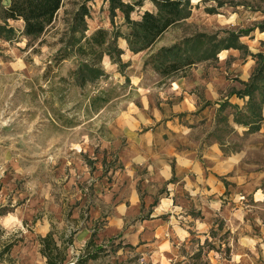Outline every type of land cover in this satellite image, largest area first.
<instances>
[{
  "label": "rangeland",
  "instance_id": "374dc122",
  "mask_svg": "<svg viewBox=\"0 0 264 264\" xmlns=\"http://www.w3.org/2000/svg\"><path fill=\"white\" fill-rule=\"evenodd\" d=\"M84 3L90 10L88 33L99 27L128 31L122 13L117 14L116 25L111 22L108 0H65L55 27L44 37L50 45L22 34L11 41L0 37V251L23 240V234L29 249L35 251L45 222L57 237L73 236L63 264H76L78 257L93 251L98 252V258L88 264H264V200L255 199L250 192L235 196L236 186L238 191L243 189L238 182L225 180L223 211L216 216V229L208 231L211 238L200 247L195 230H191L195 234L192 241L172 237L175 245L166 251L158 248L154 230L149 228L142 233L144 242L137 244L139 220L148 216L158 201L147 192L142 196L145 211L132 214L133 209L128 210L120 229L110 233L107 228L115 204L132 202L117 200L116 193L130 194L133 187L142 193L136 174H146L144 164L165 149L187 148L199 155L212 141L219 142L225 152L247 142L253 131L241 125L236 128L229 120L232 113L234 120L235 115L242 118L248 114L242 113L238 104L225 100L216 108L212 100L199 104L193 100L188 108L182 101L187 93L203 90V81L223 83L228 96L243 89L241 85L250 80L257 66L255 54L264 52V0H192L191 16L170 29L158 46L199 32L213 35L214 43L235 32L245 46L221 50L216 58L194 66L189 77L161 80L150 66L144 67L145 52H132L119 37L121 59L128 66L121 69L105 56L106 75L80 88L62 78L75 67L77 59L57 65L54 57L60 47L56 41L64 36L72 15ZM145 9L154 10L155 6L147 0L141 11ZM139 13L132 16L138 18ZM9 23L17 33L22 31L23 21ZM252 30L263 33L252 35ZM244 64L248 65V80H243ZM197 81L200 84L194 83ZM95 95L102 98L92 108L90 101ZM259 95L257 90V99ZM178 103L180 108L175 111ZM208 105L212 106L202 113ZM178 114L181 128L175 129L169 120ZM125 122L139 124L137 143H145L148 156L146 160L141 151L143 163L135 159L137 148L123 131ZM249 143L257 150L264 145V137L254 136ZM254 157L263 161L264 153L256 151ZM131 166L134 178L128 175ZM240 169L255 168L245 165ZM161 189L166 190V185ZM107 191L109 196H104ZM178 194L181 205H190V197L182 190ZM192 213L200 215L194 210ZM78 230L91 237L95 234L96 245L87 247L91 237L85 242L76 239ZM200 248V256H194ZM0 264H5L1 256Z\"/></svg>",
  "mask_w": 264,
  "mask_h": 264
},
{
  "label": "trees",
  "instance_id": "16d2710c",
  "mask_svg": "<svg viewBox=\"0 0 264 264\" xmlns=\"http://www.w3.org/2000/svg\"><path fill=\"white\" fill-rule=\"evenodd\" d=\"M147 0H108L111 22L115 24V18L120 12L123 14L125 24L128 27L126 33L117 28L110 30L99 27L88 33L87 18L90 10L86 3L82 4L72 15L64 36L56 44H60L55 54V64L60 65L65 60L77 59L75 67H72L68 75L62 77L65 81H71L74 85L84 88L106 75L103 59L108 56L113 63L121 69L128 65L122 61L123 49L119 47L117 40L123 37L128 48L134 52H145L144 67L150 66L161 76V80H173L176 77L186 76L197 64L216 58L223 49H240L243 45L239 41L240 34L229 32V35L218 43H214L213 35L199 32L186 36L169 45L158 46L165 34L172 28L186 21L192 14V0H149L155 9L142 8ZM65 0H8L3 3L0 0V37L13 40L17 34H22L31 41L38 40L41 44H48L44 38L54 27L59 10ZM214 10V9H211ZM140 12L138 18L132 15ZM9 20L23 21V29L19 33L12 27ZM264 30V27H262ZM257 66L249 81L244 83L241 90H235L240 97L248 96V114L235 115V121L249 126V130L259 128L262 119L264 105V52L255 54ZM127 81L130 78L125 75ZM263 81V82H261ZM259 90V99L255 92ZM101 95H95L90 101V107L95 108ZM105 100V99H104ZM95 234L87 243L96 245ZM41 252L47 258L48 264H63L66 259L67 248L72 243L69 238L55 237L53 231L39 238ZM60 241V244H59ZM8 248V247H7ZM101 247H98V250ZM202 249L197 253L200 256ZM197 256V257H198ZM98 258V252L85 253L76 259V264H88L89 260Z\"/></svg>",
  "mask_w": 264,
  "mask_h": 264
},
{
  "label": "crops",
  "instance_id": "0c3cea01",
  "mask_svg": "<svg viewBox=\"0 0 264 264\" xmlns=\"http://www.w3.org/2000/svg\"><path fill=\"white\" fill-rule=\"evenodd\" d=\"M262 31L258 32L252 30L251 33L253 32L252 35L259 34L258 36H260V33H263ZM247 67L248 65L246 66V64L242 66L241 71L243 75L246 74L243 80H248L250 76ZM194 68L195 67L183 77H189L193 70H195ZM194 83L200 84L198 81ZM203 84H205L203 87L204 89L202 90L201 87L198 94H194L195 92L187 93L188 97L184 96L182 105L188 104L189 108L190 105H193V100L198 104L201 101L206 102V100H212L214 106L218 108L222 102L228 100L233 104H238L242 113L247 112L248 96L240 97L234 92L231 96H228L225 94L227 89L221 82L217 84V82L206 83V81H203ZM242 87H244V85H241V88ZM239 88L240 87L237 85L236 89ZM210 106L212 105L205 106L204 108L201 107V112L207 111ZM178 108H180L179 103L175 107V111H177ZM178 119L179 114L174 115L173 118L169 120V123L172 124L171 126L175 129L181 128ZM229 120L233 122V126L236 128H240L241 125L244 129L246 128V130H249V126H245L237 121L235 122L233 113L230 114ZM140 130L139 124L137 123L132 124L131 122H125L123 125V131L125 135L129 137L128 140L131 142V145L137 148L135 159L137 161L141 159L143 163L145 156L141 151L146 154L145 151L147 148L144 147L145 143H137L138 138L141 137L139 135V132H141ZM182 130H184V132L186 131L184 125ZM254 136L264 137V105L262 108V119L259 121V128L251 132L247 142H243L241 147L236 150L225 152L219 142L212 141L202 149L199 155H197L196 151L179 147H175V149L173 147L168 150L165 149V151L157 154L151 163L148 160L144 164L147 166L146 174H136V181L138 180L142 183V193L137 191L136 187L131 188L130 194H124V192L116 193L118 195L117 200L123 199L126 201L129 199L132 202L127 204L126 202L119 201L115 204L113 213L108 216L109 226H107V228L109 227V232H115L116 229H120L123 226L125 214L128 210L131 211L133 209L131 212L132 214H139L145 211L142 204L146 199L144 200L145 197L142 196L144 192H147L152 199L156 197L158 201L152 205L148 216H141L139 220V225L136 229L137 244L141 245V242H144L145 237L142 233L146 228H149L154 230L155 237L158 241V248H163L164 251H166L167 248H171L172 245H175L172 237L181 241L187 239L188 241H192L191 236L195 234H192L191 230H195L197 232L196 236L198 237L197 247H200V244L211 238L208 231L217 227L216 216L221 215L223 211L222 199L226 197L224 194L227 189V184H225L226 181L241 183L243 189L242 191H238L239 186H236L234 190L235 196L238 195L237 193L243 195L245 192H250L255 199L259 201L264 200V187L262 186L264 179V160L257 161L254 157L256 151H262L264 153V145H260L258 149L255 150V145L249 143ZM147 157L146 154V160ZM132 163L138 164L135 162ZM245 165L252 166L255 169L253 171L241 170L240 168L245 167ZM133 167L134 166L129 167L128 175L134 178ZM136 167L139 168L138 165ZM256 167H260V169L256 171ZM122 176L123 174L120 178H122ZM165 185L166 190H162L161 188ZM180 190L183 191V194L190 197V205L184 206L177 201ZM109 194L108 191L103 193L104 196H109ZM193 210L197 213L200 212V215L193 214ZM46 224L47 223L43 222V235L40 237L46 236L47 233L52 230L49 224ZM75 236L76 239L85 242L91 237V234L86 233L84 230H78ZM25 237V234L21 235L23 240L9 243L4 250L0 251V256L4 263L48 264L47 258L41 252L42 245L39 240L40 237L38 238V246L35 251L29 249L30 244L27 243ZM55 237L58 239L61 236L57 237L55 234Z\"/></svg>",
  "mask_w": 264,
  "mask_h": 264
}]
</instances>
